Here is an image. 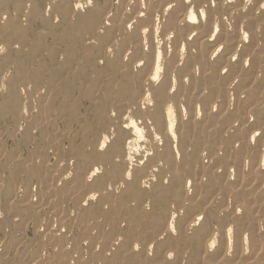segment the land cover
<instances>
[{
  "label": "bare ground",
  "instance_id": "obj_1",
  "mask_svg": "<svg viewBox=\"0 0 264 264\" xmlns=\"http://www.w3.org/2000/svg\"><path fill=\"white\" fill-rule=\"evenodd\" d=\"M71 1L62 0L58 15L72 32L77 28L73 38L83 42V48H98L96 42H103L95 62L114 71L111 76L116 73L110 78L112 83L120 79L130 85L131 78L137 79V88L126 87L127 94L118 102L128 99L144 120V127L130 118L117 132L103 134L89 150L84 147L85 152H74L71 155L77 157V163L73 174L46 162L44 167L50 170L53 184L37 173L38 160L18 165L19 157H13L16 161L9 162L10 169L28 172L27 177L38 185V194L36 200L28 195L20 206L10 199L8 211L21 207L14 213L22 212L27 222L45 221L47 226L44 232L36 231L38 244L34 247L24 242L26 231L25 235L18 231L17 246L33 254L32 264H126V260L142 256L143 264H241L229 258L251 253L244 264H264V214H256L254 220L246 213L264 212V0H251L247 6L245 0H85L73 5ZM83 3L88 12L79 25L71 26L69 21L84 8ZM189 5L196 23L184 21ZM201 10L206 12L203 18ZM80 26L84 28L80 30ZM48 29L52 34L54 27ZM64 38H68L66 33ZM69 48L78 51L74 43ZM30 51L37 49L32 46ZM7 73L4 78L10 79L0 86L6 91L4 105L13 109L12 117L30 118L17 92L28 90L27 83L21 82L26 72L17 69L9 76ZM90 83L92 91L98 89L97 83ZM47 94L40 92L42 103L52 102ZM200 116L204 120L198 123ZM38 119L50 120L45 111ZM218 120L225 126L221 132L213 123ZM240 120L243 124L239 126ZM39 125L40 131L47 130L45 124ZM14 131L10 136L17 134V129ZM32 136L22 139L24 145L28 139L34 141ZM50 145L54 158L67 155L55 138ZM143 150L150 157L141 170L143 178L138 179V156ZM7 153L6 161H10ZM208 184L216 190V198L208 206L198 209L194 203L183 208L182 200L192 188L203 189ZM124 194L154 202V214L145 212L142 216L146 224H126L118 214L124 208ZM171 198H176L180 207L167 210L166 202ZM6 225L16 226L11 219ZM142 226L148 228L141 230ZM155 230L163 233L144 243L135 241L141 231L147 234ZM83 242L90 247L88 258L83 254ZM9 244L0 242V249L4 245L11 250ZM45 246L53 248L47 260L39 254ZM9 263L6 254L0 258V264Z\"/></svg>",
  "mask_w": 264,
  "mask_h": 264
},
{
  "label": "rangeland",
  "instance_id": "obj_2",
  "mask_svg": "<svg viewBox=\"0 0 264 264\" xmlns=\"http://www.w3.org/2000/svg\"><path fill=\"white\" fill-rule=\"evenodd\" d=\"M77 1L81 3L85 2V0H72L71 5ZM61 2L62 0H0V86L1 84L8 82L10 79L8 77L4 78L5 73H7L5 70H7L8 67H10V72L7 73L8 76L13 74L17 69L24 70L26 72V76L21 80V82L27 83L26 87L28 90H23L21 94L17 89V92L20 97L22 96L20 104L25 107V111H30L29 113H26V116L29 114L28 117L30 118L21 120L20 117L22 116L16 117L14 115L12 117L11 110L13 109L6 104L4 105L6 101V91L0 88V155L3 154L2 157H0V221L2 222L1 227L5 233H0V242H5V244L6 242H9V246L12 245L13 247L11 250H9L3 245L0 249V258L6 254V256H9L10 259L9 264H32L31 259L33 254H27L25 252V248L17 246V236L19 232H22L24 235L27 233L25 235V241H23L31 244L34 247L38 244L36 231L40 230L44 232L45 227H47L45 225V221L38 223L37 221L31 219L27 222V219L21 216L22 212L14 213V211L16 212L17 210L21 209V207L18 206H20L21 202L28 198V195H30L33 200L37 199L35 197L38 194V185L27 177L28 172L23 174L22 170L20 169H18V171L10 169L11 166L9 162L13 163L16 161L15 159L12 161L13 157H19L17 158L18 161L16 162L18 165L23 162L29 164L31 160H35V162L38 160L36 166L35 163H33L36 167L35 169L37 170L38 174L43 176L46 183L49 184L52 183V181H50L51 172L49 169L44 167L48 165V163L49 166L57 165L60 167L61 165V169H66L68 173L71 171L70 173L73 174V169L77 163V157L75 158L71 155L74 152V154L77 152H85L84 147L87 148L86 150H89L90 147L92 148L98 144L103 134L110 131L113 132L114 130L117 132V129L122 127L123 124L127 123L130 118L137 119V121L140 122V126L144 127V124H141L144 120L137 116L135 107H130L127 102L128 99L122 103L118 102V99H120L122 95L127 94L126 87L137 88V79L131 78L130 85L129 81L124 83L120 79H115V83H112L110 78H115L116 73L111 76L110 72L114 71L106 69L105 65L100 64L99 62H95V57H98L100 53L99 46L100 44L102 45L103 42H96L99 45L98 48L95 47L90 49L88 47L83 48V46H81L83 42L80 40L74 41L73 32L77 30V28H73L72 32L70 29H68L67 23H65L62 20V17L60 18V15L57 13L59 11L58 5ZM83 4L84 8L77 11V16L74 18L75 20L72 19L69 21L71 26L79 25L80 18L88 12L89 8L85 3ZM8 23L12 25L10 29L8 28ZM48 27H54L52 34H48ZM81 27L84 28L83 26H80V30ZM65 33L68 37L66 39L64 38ZM73 43L78 49L77 52L69 51V46L73 45ZM32 46H34L37 51L31 52L30 48ZM45 49H49V52H44L43 50ZM84 49H86L88 52L85 53ZM70 55L73 57L72 59L69 58ZM32 74L41 75L39 78L33 79L29 77V75ZM90 82L97 83L98 89L92 91L93 88L91 87ZM42 91H46V93H48L47 95L50 99H52V102L49 104H46L45 102L42 103L40 95V92ZM188 105L191 108V104ZM143 108H145V106ZM42 111H45L50 119L49 121H45L46 123L38 119L40 112ZM143 111L145 112L147 110L144 109ZM213 115L216 116L217 113H214ZM33 118L35 120H33ZM203 120L204 118L200 116L197 122L200 123L203 122ZM258 120L259 117L257 116L256 122ZM29 122H32V125ZM55 122H57V124ZM40 123L41 125L43 124L42 126L48 123L46 127L49 131V134L47 133V130L44 132L39 130V127L41 128L39 125ZM213 123L216 124L218 132H221L225 129L224 124H220V120L214 121ZM242 124L243 122L241 120L238 121L239 126ZM16 129L18 131V135L15 133L17 142L14 141L15 134L10 136L11 133L16 132L14 131ZM32 135L35 137L34 141L32 138L30 140L33 142L29 141L28 139V142L26 145H24L25 142L24 140L22 142V139L24 137H31ZM46 138H48L47 142H45ZM54 138L61 144L60 146L64 148L63 149L61 147V150L63 149L67 154L62 159L57 157L54 158L55 156H53L54 153L51 150L50 143ZM145 138H147L146 133ZM6 153L10 154L11 156L10 161H6ZM45 153H47L48 156L44 157ZM149 157L150 156L145 155L144 150L141 151L140 155L138 156L139 162L141 163H139L140 174L138 175V179L143 178L141 170L147 165ZM70 159L72 165L70 163ZM207 161L208 160H204V163ZM27 180L30 181L27 182ZM2 181L3 183H1ZM53 183H55V181ZM220 183H222V181ZM234 183V181L231 182V185ZM29 185L31 191L28 189L29 193H26V186ZM231 185L227 186V188L230 190L233 189ZM238 186L240 185L238 184ZM9 189H12V192H9ZM146 190L148 191L149 189ZM123 191H126V188ZM190 191L191 192L189 193V196L182 200L183 208H189L195 203L197 208L201 209L203 205H209V202L214 197L213 194L216 190L208 184L206 188H192ZM13 192L15 195L12 194ZM12 195L14 197H12ZM127 195L128 194H124V208L121 209L118 214L121 215L126 224H129L130 222H132L134 225L137 223L140 225L141 223L146 224L142 216L145 214V212H147V214L153 212L154 214V202H150L141 196L129 198ZM145 196L146 194H144V197ZM9 197L14 198L15 200ZM10 199L13 200V202L17 200L15 203L19 204L17 206L18 208L13 212L8 211V207L12 203ZM172 206L180 207L176 198L167 200V210L171 209ZM214 208H218V205L215 204ZM254 211L255 210L247 211V217L254 219L256 214L258 217H261L264 214V212L254 213ZM135 217H138V219L136 220ZM258 217H255L254 220H257ZM10 219L14 220L16 226L6 225ZM156 226L158 227L157 223ZM145 228L148 227L142 226L141 230ZM233 230L234 232L232 233V236L236 234L234 226ZM24 231H26V233ZM147 232L149 231L147 230ZM162 233L163 230H155V232L147 234L142 233L141 231V236H138L135 241L144 243L149 241L150 237L153 235L158 236ZM246 234L247 236H250L251 233L248 231ZM76 236L78 237L79 235L76 234ZM85 244L86 242L83 245V254L85 258H88L90 255V247L88 244ZM135 244H138V242H135ZM51 248V246H45L44 248L40 249L39 254L43 259L46 258L44 260H47V258L49 259L51 257V253L53 251V248ZM43 249L45 251H42ZM98 249L96 247L97 251L101 250ZM7 250L10 251L8 255ZM31 250L32 249L30 248L29 251ZM252 256L253 253L250 255H245L239 259L237 255L233 254L229 258V261L233 262L235 260H240L242 261L241 264H244L243 261L250 259ZM143 259L144 256L140 257V259L134 258L132 261L128 259L125 263L143 264Z\"/></svg>",
  "mask_w": 264,
  "mask_h": 264
},
{
  "label": "clouds",
  "instance_id": "obj_3",
  "mask_svg": "<svg viewBox=\"0 0 264 264\" xmlns=\"http://www.w3.org/2000/svg\"><path fill=\"white\" fill-rule=\"evenodd\" d=\"M228 3H232L233 0H227ZM248 4H251V0H245V6H247ZM206 15V12L204 10H201L199 12V16L201 18H203ZM196 15L192 14V9H191V5H189V11L186 13L185 17H184V21H190L192 23H196Z\"/></svg>",
  "mask_w": 264,
  "mask_h": 264
}]
</instances>
